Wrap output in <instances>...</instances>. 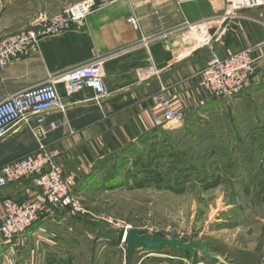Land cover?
Returning <instances> with one entry per match:
<instances>
[{
  "label": "crops",
  "instance_id": "1",
  "mask_svg": "<svg viewBox=\"0 0 264 264\" xmlns=\"http://www.w3.org/2000/svg\"><path fill=\"white\" fill-rule=\"evenodd\" d=\"M81 1L84 0H0V38L24 31ZM227 2L121 0L104 6L72 29L42 38L36 53L23 56L1 71L0 102L44 84L50 74L102 59L108 97L97 100L93 90L83 89L65 98V112L56 109L45 115L44 142L56 154V162L64 172L76 176L77 195L81 180L98 176L100 162L123 158L128 148H139L151 140L157 130L154 121L162 118L161 112H155L151 97L162 87L173 98L174 108L184 110L190 118L206 108L210 96L202 85L201 71L214 50L202 49L210 43L205 29L199 32L201 39L197 38L205 44H192L194 34L184 32L192 16L197 18L195 22L222 15ZM241 12V17L226 21L216 31L214 52L225 55L227 50L255 48V57H261L264 20L258 19L260 10ZM133 15L139 21L138 27L128 23ZM262 70L264 63L260 61V85L231 98L249 101L264 94L260 87L264 86ZM59 91L65 96L63 86ZM35 119L32 116L29 123L18 124L0 140V169L38 148L31 132ZM33 193L30 179H22L0 188V202L5 198L26 199ZM75 217L58 213L44 218L20 237L18 245L0 237V259L15 257L27 245L35 253L38 243L26 242H36L37 235L48 225H65ZM50 235L53 232L47 236Z\"/></svg>",
  "mask_w": 264,
  "mask_h": 264
},
{
  "label": "rangeland",
  "instance_id": "2",
  "mask_svg": "<svg viewBox=\"0 0 264 264\" xmlns=\"http://www.w3.org/2000/svg\"><path fill=\"white\" fill-rule=\"evenodd\" d=\"M189 25L184 33L194 34L192 44H205L197 36L203 28L192 31ZM217 28L202 49L215 51ZM259 95L249 101L209 98L182 125L157 127L148 143L128 148L127 156L100 162L98 176L84 178L76 189L88 214L48 225L36 242H26L38 243L35 253L27 245L0 264H128L123 239L129 228L201 240L226 264H264V94ZM131 264L223 263L198 248L183 253L140 247Z\"/></svg>",
  "mask_w": 264,
  "mask_h": 264
},
{
  "label": "built area",
  "instance_id": "3",
  "mask_svg": "<svg viewBox=\"0 0 264 264\" xmlns=\"http://www.w3.org/2000/svg\"><path fill=\"white\" fill-rule=\"evenodd\" d=\"M118 1L121 0H84L24 31L0 38V72L21 57L36 53L42 38L70 30L98 9ZM257 9L260 10V16L264 17V0H228L222 15L200 20L193 26L188 25L192 30L194 27L205 29L211 41L212 27H218L219 30L226 21L241 17L240 11ZM213 22L215 25L209 27ZM128 23L139 26L135 15L128 19ZM207 43L209 46L210 43ZM254 52L255 48L239 52L227 50L225 55L214 51L211 53L201 71L202 85L210 98H231L262 83L258 63H264V55L255 57ZM102 64V59H94L50 74L44 84L12 94L0 102V140L18 124L29 123L34 116L36 125L31 127V132L38 143L34 152L0 169V188L12 182L30 179L34 190L29 198H5L0 202L1 239L18 245L20 237L44 218L54 217L58 213L70 216L88 214L81 199L74 193L76 176L64 172L56 162V154L44 142V122L45 115L52 110L65 112V98L83 89L93 90L97 100L108 97L110 92L104 83ZM261 74H264L263 70ZM59 86H63L65 96L59 91ZM151 99L155 112L162 114V118L154 121L156 127L170 123L182 125L185 122L186 112L174 108L173 98L166 94L165 88ZM2 244L0 243V248ZM11 251L13 252V248Z\"/></svg>",
  "mask_w": 264,
  "mask_h": 264
},
{
  "label": "water",
  "instance_id": "4",
  "mask_svg": "<svg viewBox=\"0 0 264 264\" xmlns=\"http://www.w3.org/2000/svg\"><path fill=\"white\" fill-rule=\"evenodd\" d=\"M241 13L242 12H239V14ZM123 240L127 245L126 257L128 264H131L133 255L137 247H143L148 250L162 249L163 247H168L173 249L177 248L178 250L183 252L195 251L198 248L204 254V256L226 264L225 260L221 256L210 252L207 249L206 244L201 240L184 242L176 236H172L171 238L163 236H150L148 234L143 233V231L140 229L133 228H130L128 231L125 232Z\"/></svg>",
  "mask_w": 264,
  "mask_h": 264
},
{
  "label": "trees",
  "instance_id": "5",
  "mask_svg": "<svg viewBox=\"0 0 264 264\" xmlns=\"http://www.w3.org/2000/svg\"><path fill=\"white\" fill-rule=\"evenodd\" d=\"M62 214H65V213H62ZM76 218H78V217H75V219ZM79 219V218H78ZM137 248H140V247H137ZM137 248H136V250H137ZM141 248H143V247H141ZM164 248H168V247H163L162 249H164ZM145 249V248H144ZM162 249H154V250H162ZM170 249H173V248H170ZM175 249H177V248H175ZM136 250H135V252H136ZM145 250H148V249H145ZM178 250V249H177ZM180 251V250H179ZM180 252H183V251H180ZM186 252H191V251H186ZM186 252H183V253H186ZM192 252H194V251H192ZM135 254V253H134Z\"/></svg>",
  "mask_w": 264,
  "mask_h": 264
},
{
  "label": "bare ground",
  "instance_id": "6",
  "mask_svg": "<svg viewBox=\"0 0 264 264\" xmlns=\"http://www.w3.org/2000/svg\"><path fill=\"white\" fill-rule=\"evenodd\" d=\"M259 9H260V8H259ZM240 12H241V11H240ZM200 32H204V31H200ZM197 36H199V32L197 33ZM199 37H200V36H199ZM21 58H22V57H21ZM162 88H164V87H162ZM162 88H161V89H162Z\"/></svg>",
  "mask_w": 264,
  "mask_h": 264
}]
</instances>
